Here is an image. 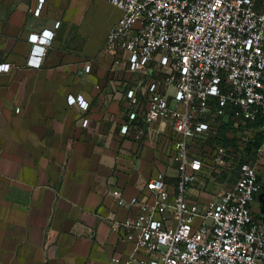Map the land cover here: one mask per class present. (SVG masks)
Listing matches in <instances>:
<instances>
[{
  "label": "crops",
  "instance_id": "crops-1",
  "mask_svg": "<svg viewBox=\"0 0 264 264\" xmlns=\"http://www.w3.org/2000/svg\"><path fill=\"white\" fill-rule=\"evenodd\" d=\"M123 16L110 0H0V264H112L133 249L112 221L137 213L113 191L144 197L158 172L173 183L172 129L121 132L128 91L145 104L148 83L103 52ZM45 31L53 42L34 67L30 37ZM259 167L253 217L264 222V157Z\"/></svg>",
  "mask_w": 264,
  "mask_h": 264
},
{
  "label": "built area",
  "instance_id": "built-area-1",
  "mask_svg": "<svg viewBox=\"0 0 264 264\" xmlns=\"http://www.w3.org/2000/svg\"><path fill=\"white\" fill-rule=\"evenodd\" d=\"M110 2L124 16L103 52L112 66L148 82L145 104L135 89L128 91L121 132L139 139L156 124L165 126L164 135L172 129L176 169L172 184L163 172L147 181L144 197L127 200L113 191L118 206L137 213L112 221L133 249L111 263L264 264V222L253 217L264 139L254 155L247 152L264 136V0ZM53 38L52 31L30 37L31 65H41ZM68 103L88 108L81 96ZM230 123L234 145L206 143Z\"/></svg>",
  "mask_w": 264,
  "mask_h": 264
},
{
  "label": "trees",
  "instance_id": "trees-1",
  "mask_svg": "<svg viewBox=\"0 0 264 264\" xmlns=\"http://www.w3.org/2000/svg\"><path fill=\"white\" fill-rule=\"evenodd\" d=\"M231 129H233L231 123L229 125L227 124L225 126L220 127L218 133L210 136L206 143L210 146L215 145V144H222L226 146L234 145L236 141L235 138L228 137V133L230 132ZM263 139H264V136L262 134H258L255 138L254 143L248 146L247 152H249L250 155L252 154L254 155L255 154L254 151L260 147Z\"/></svg>",
  "mask_w": 264,
  "mask_h": 264
},
{
  "label": "rangeland",
  "instance_id": "rangeland-1",
  "mask_svg": "<svg viewBox=\"0 0 264 264\" xmlns=\"http://www.w3.org/2000/svg\"><path fill=\"white\" fill-rule=\"evenodd\" d=\"M173 106H175V103L173 104ZM160 149V147H158V150ZM162 152V151H161ZM164 154V153H163ZM163 163H165L164 165H167V163L165 162V161H163ZM232 179V178H231ZM228 180L227 178H224V180L222 181L223 182V184H227V185H230V184H232L233 182H231L232 180ZM205 198H208V197H210L209 195H205L204 196Z\"/></svg>",
  "mask_w": 264,
  "mask_h": 264
},
{
  "label": "water",
  "instance_id": "water-1",
  "mask_svg": "<svg viewBox=\"0 0 264 264\" xmlns=\"http://www.w3.org/2000/svg\"><path fill=\"white\" fill-rule=\"evenodd\" d=\"M263 214H264V208H263Z\"/></svg>",
  "mask_w": 264,
  "mask_h": 264
},
{
  "label": "snow or ice",
  "instance_id": "snow-or-ice-1",
  "mask_svg": "<svg viewBox=\"0 0 264 264\" xmlns=\"http://www.w3.org/2000/svg\"><path fill=\"white\" fill-rule=\"evenodd\" d=\"M33 39H35V37H33Z\"/></svg>",
  "mask_w": 264,
  "mask_h": 264
}]
</instances>
